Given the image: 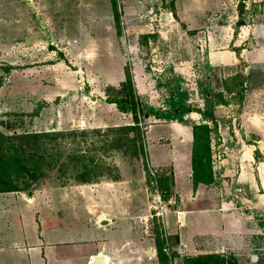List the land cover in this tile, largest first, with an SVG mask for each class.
Masks as SVG:
<instances>
[{
    "label": "rangeland",
    "instance_id": "obj_1",
    "mask_svg": "<svg viewBox=\"0 0 264 264\" xmlns=\"http://www.w3.org/2000/svg\"><path fill=\"white\" fill-rule=\"evenodd\" d=\"M126 71L140 136L108 101ZM195 123L215 129L207 185L187 183ZM54 133L70 134L40 138L37 180L1 155L7 184L49 203L52 189L83 182L84 156L91 181H116L126 209L146 214L134 230L161 238L160 264H187L191 243L264 264V0H0V134ZM183 207L197 210L199 233L185 228L194 242L181 252Z\"/></svg>",
    "mask_w": 264,
    "mask_h": 264
},
{
    "label": "crops",
    "instance_id": "obj_2",
    "mask_svg": "<svg viewBox=\"0 0 264 264\" xmlns=\"http://www.w3.org/2000/svg\"><path fill=\"white\" fill-rule=\"evenodd\" d=\"M191 178L190 174L187 183ZM115 183L80 182L72 185L80 188L77 191L66 189L72 186L57 187L48 192L49 203L44 199L48 196L37 191H0V264H92L99 255L102 264H160L154 239L134 230L138 222L147 221L146 214L136 219ZM192 210H177L181 252L194 242V237L185 238V228L193 235L199 233ZM190 248L193 255L199 253L194 244Z\"/></svg>",
    "mask_w": 264,
    "mask_h": 264
},
{
    "label": "trees",
    "instance_id": "obj_3",
    "mask_svg": "<svg viewBox=\"0 0 264 264\" xmlns=\"http://www.w3.org/2000/svg\"><path fill=\"white\" fill-rule=\"evenodd\" d=\"M117 85L119 86H117L118 88L116 86H111V89H117V92L121 94L119 96L120 98H117V96H115L114 98L108 101L113 102L117 107H119L123 111L131 112L134 124L125 127V132L127 133L126 130H128V132L133 131L137 134V136H140L141 129L137 125L139 119V107L135 96L132 76L128 71H126L125 80H123ZM214 130L215 129H213L210 125L206 123H195L192 126L193 148L191 153V177L194 184L203 183L207 185L211 184L214 180L215 176L212 172V151L210 149V134ZM60 134L69 135L70 133H54L52 135L35 134L33 136H12L10 137V139L0 134V158L2 157L1 155L4 154L6 156H10L11 160H8L7 164L14 162L17 163L25 177L31 180H37L41 173V168H43V165L41 163L45 161L44 155H42V153L37 152L38 149H45L46 147L44 140L40 142V138L46 139L52 137L54 139L57 138L56 136H60ZM134 139V137L130 138V140ZM15 140L24 141H22V143L20 141L19 143H15ZM47 147L50 146L47 145ZM75 157L82 158L80 163V169H82L83 174L79 175L81 181L91 182L92 178H90V173H92V169L89 168V162L91 163L93 162V160H89V158H85L84 156ZM35 158L37 160H35ZM19 168L16 170H19ZM13 173V171L0 172V191L25 189H22L21 187L13 184H7L12 183L11 177L13 176ZM1 184L5 185L2 186ZM25 184H27L26 181ZM26 186L27 185H25V187ZM155 247L158 261L160 263L166 262L168 256L164 251L161 238L158 235H156L155 237ZM257 259L259 260V257ZM237 260L238 259L234 254L223 253H202L186 257L187 264H238Z\"/></svg>",
    "mask_w": 264,
    "mask_h": 264
},
{
    "label": "water",
    "instance_id": "obj_4",
    "mask_svg": "<svg viewBox=\"0 0 264 264\" xmlns=\"http://www.w3.org/2000/svg\"><path fill=\"white\" fill-rule=\"evenodd\" d=\"M32 192V190H28V193L30 194ZM150 251V250H149ZM103 263V258L101 255L97 256L96 258H94L92 264H102Z\"/></svg>",
    "mask_w": 264,
    "mask_h": 264
},
{
    "label": "built area",
    "instance_id": "obj_5",
    "mask_svg": "<svg viewBox=\"0 0 264 264\" xmlns=\"http://www.w3.org/2000/svg\"><path fill=\"white\" fill-rule=\"evenodd\" d=\"M159 215V214H158Z\"/></svg>",
    "mask_w": 264,
    "mask_h": 264
}]
</instances>
